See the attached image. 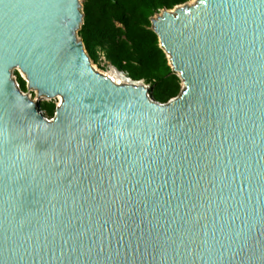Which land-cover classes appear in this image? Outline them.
Segmentation results:
<instances>
[{"label":"water","instance_id":"1","mask_svg":"<svg viewBox=\"0 0 264 264\" xmlns=\"http://www.w3.org/2000/svg\"><path fill=\"white\" fill-rule=\"evenodd\" d=\"M83 23L80 0H0V264H264V0L152 19L167 104L95 68Z\"/></svg>","mask_w":264,"mask_h":264},{"label":"trees","instance_id":"2","mask_svg":"<svg viewBox=\"0 0 264 264\" xmlns=\"http://www.w3.org/2000/svg\"><path fill=\"white\" fill-rule=\"evenodd\" d=\"M192 0H85L84 23L79 37L94 64L113 66L136 81L150 85L155 101L167 104L182 91V80L152 28V19ZM15 76L24 93L27 83ZM41 110L53 119L57 104L42 102Z\"/></svg>","mask_w":264,"mask_h":264},{"label":"rangeland","instance_id":"3","mask_svg":"<svg viewBox=\"0 0 264 264\" xmlns=\"http://www.w3.org/2000/svg\"><path fill=\"white\" fill-rule=\"evenodd\" d=\"M84 1H85V0H80V2H81L82 5H83ZM195 1H196V0H192L191 3L193 4V2H195ZM93 64H94V63H93ZM94 65H96V64H94ZM96 66H97V68H98L101 72H107V71L110 69V68H107V69L104 68V66H105V63H104V62H102L100 66H98V65H96ZM15 72H18V71H15ZM19 74L22 76L21 73H19ZM22 77H23V76H22ZM148 86H149L150 88H152L150 85H148ZM29 94L32 96V98H33L35 101L39 102L40 104H41L42 102H51V101H54V102H56L57 106H59L60 103H61V100H59V98H56V99H54V100H49V99H45V98H38L36 92H34V91L29 92Z\"/></svg>","mask_w":264,"mask_h":264},{"label":"bare ground","instance_id":"4","mask_svg":"<svg viewBox=\"0 0 264 264\" xmlns=\"http://www.w3.org/2000/svg\"><path fill=\"white\" fill-rule=\"evenodd\" d=\"M22 74L25 76L24 73H22ZM107 74H108V77H110L111 79H113L116 83H122L123 84L124 82H126V80L124 79V77H122L119 73H117L113 69H111V71L109 73H107ZM59 100H62V99L59 98Z\"/></svg>","mask_w":264,"mask_h":264},{"label":"built area","instance_id":"5","mask_svg":"<svg viewBox=\"0 0 264 264\" xmlns=\"http://www.w3.org/2000/svg\"><path fill=\"white\" fill-rule=\"evenodd\" d=\"M94 66H95V68H97L96 65H94ZM97 69H98V68H97ZM18 73H19V72H18ZM20 73L22 74V72H20ZM22 76H23L22 78H23L25 81H27V80H26V77H25L23 74H22ZM26 83H27V82H26ZM29 92H31V91H29Z\"/></svg>","mask_w":264,"mask_h":264}]
</instances>
